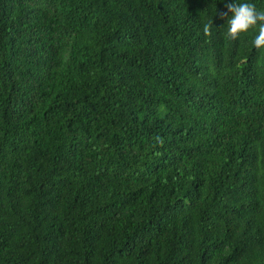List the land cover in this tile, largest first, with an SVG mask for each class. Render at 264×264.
Wrapping results in <instances>:
<instances>
[{"label":"trees","instance_id":"16d2710c","mask_svg":"<svg viewBox=\"0 0 264 264\" xmlns=\"http://www.w3.org/2000/svg\"><path fill=\"white\" fill-rule=\"evenodd\" d=\"M232 2L0 0V264H264V49L225 38Z\"/></svg>","mask_w":264,"mask_h":264},{"label":"clouds","instance_id":"9594fccd","mask_svg":"<svg viewBox=\"0 0 264 264\" xmlns=\"http://www.w3.org/2000/svg\"><path fill=\"white\" fill-rule=\"evenodd\" d=\"M226 12L221 13V19L227 18L228 29L225 35L226 39L237 40L242 33L247 32L253 27H258V35L254 38L253 45L257 50L264 49V9H258L255 4L249 2L226 3ZM231 13V16H228ZM210 25H204L203 32L205 36H210ZM162 145L163 140L157 137Z\"/></svg>","mask_w":264,"mask_h":264}]
</instances>
